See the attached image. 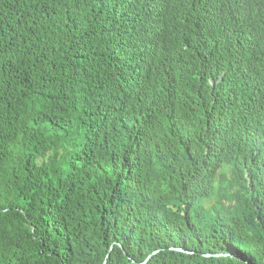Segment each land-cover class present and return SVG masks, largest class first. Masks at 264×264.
<instances>
[{"label": "trees", "instance_id": "trees-1", "mask_svg": "<svg viewBox=\"0 0 264 264\" xmlns=\"http://www.w3.org/2000/svg\"><path fill=\"white\" fill-rule=\"evenodd\" d=\"M0 264H264V0H0Z\"/></svg>", "mask_w": 264, "mask_h": 264}]
</instances>
